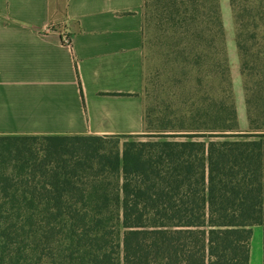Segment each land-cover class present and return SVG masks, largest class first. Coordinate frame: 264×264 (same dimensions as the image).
I'll list each match as a JSON object with an SVG mask.
<instances>
[{
  "label": "trees",
  "instance_id": "16d2710c",
  "mask_svg": "<svg viewBox=\"0 0 264 264\" xmlns=\"http://www.w3.org/2000/svg\"><path fill=\"white\" fill-rule=\"evenodd\" d=\"M230 5L248 131L221 1L143 0V132L0 135V264H250L264 232V0Z\"/></svg>",
  "mask_w": 264,
  "mask_h": 264
},
{
  "label": "crops",
  "instance_id": "0c3cea01",
  "mask_svg": "<svg viewBox=\"0 0 264 264\" xmlns=\"http://www.w3.org/2000/svg\"><path fill=\"white\" fill-rule=\"evenodd\" d=\"M143 94V0H0V135H138Z\"/></svg>",
  "mask_w": 264,
  "mask_h": 264
},
{
  "label": "rangeland",
  "instance_id": "374dc122",
  "mask_svg": "<svg viewBox=\"0 0 264 264\" xmlns=\"http://www.w3.org/2000/svg\"><path fill=\"white\" fill-rule=\"evenodd\" d=\"M222 6V16L226 33L227 52L230 60L233 84H234V96L236 100L239 122L241 130L247 132L249 129V121L247 115V109L245 104V90L243 86V80L241 75V62L237 49V30L233 18V11L230 5V0H220ZM264 234L263 229L256 227L254 229V237L262 236ZM262 238V237H261Z\"/></svg>",
  "mask_w": 264,
  "mask_h": 264
},
{
  "label": "bare ground",
  "instance_id": "6f19581e",
  "mask_svg": "<svg viewBox=\"0 0 264 264\" xmlns=\"http://www.w3.org/2000/svg\"><path fill=\"white\" fill-rule=\"evenodd\" d=\"M259 240V236H256V241H258Z\"/></svg>",
  "mask_w": 264,
  "mask_h": 264
},
{
  "label": "built area",
  "instance_id": "2783aa9c",
  "mask_svg": "<svg viewBox=\"0 0 264 264\" xmlns=\"http://www.w3.org/2000/svg\"><path fill=\"white\" fill-rule=\"evenodd\" d=\"M66 42L69 43V39L66 38Z\"/></svg>",
  "mask_w": 264,
  "mask_h": 264
}]
</instances>
